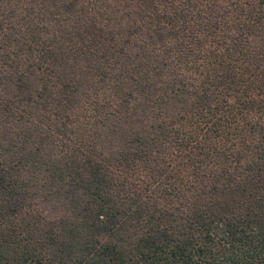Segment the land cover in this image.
<instances>
[{
	"label": "trees",
	"instance_id": "16d2710c",
	"mask_svg": "<svg viewBox=\"0 0 264 264\" xmlns=\"http://www.w3.org/2000/svg\"><path fill=\"white\" fill-rule=\"evenodd\" d=\"M0 264H264V0H0Z\"/></svg>",
	"mask_w": 264,
	"mask_h": 264
}]
</instances>
